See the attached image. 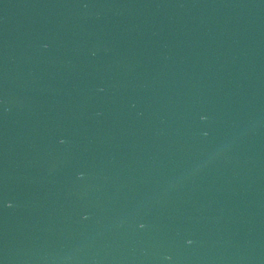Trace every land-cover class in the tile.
Masks as SVG:
<instances>
[{
    "label": "water",
    "instance_id": "1",
    "mask_svg": "<svg viewBox=\"0 0 264 264\" xmlns=\"http://www.w3.org/2000/svg\"><path fill=\"white\" fill-rule=\"evenodd\" d=\"M0 264H264V90L147 120L2 189Z\"/></svg>",
    "mask_w": 264,
    "mask_h": 264
}]
</instances>
